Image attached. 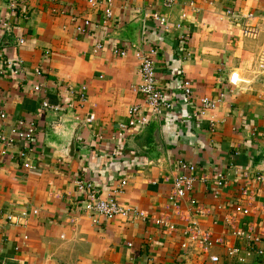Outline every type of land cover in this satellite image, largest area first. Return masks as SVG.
Masks as SVG:
<instances>
[{
	"label": "crops",
	"instance_id": "0c3cea01",
	"mask_svg": "<svg viewBox=\"0 0 264 264\" xmlns=\"http://www.w3.org/2000/svg\"><path fill=\"white\" fill-rule=\"evenodd\" d=\"M13 4L0 0V24L7 26L0 28V130L9 135L19 120L36 129L27 154L31 169L17 156L23 143L0 144V264H264V190L252 180L264 174V73L256 62L264 45V0H174L170 8L163 0ZM248 13L252 18H243ZM154 15L165 19L166 30ZM85 21L87 31L77 33ZM246 27L256 36H245ZM113 47L126 56L112 55ZM150 48L157 50L156 79L170 111L152 113L135 91L141 84L135 52ZM234 72L241 79L236 87L228 85ZM183 76L192 84L190 103L182 99ZM81 85L84 102L68 93ZM201 98L215 107L201 114ZM43 101L54 109H44ZM136 105L145 125L121 128ZM180 161L195 165L197 180L175 208L167 198ZM219 174L225 185L214 199ZM76 179L92 183L102 197L125 180L114 198L147 219L93 226ZM159 217L174 230L156 226ZM192 222L214 241L204 251L184 235Z\"/></svg>",
	"mask_w": 264,
	"mask_h": 264
},
{
	"label": "built area",
	"instance_id": "2783aa9c",
	"mask_svg": "<svg viewBox=\"0 0 264 264\" xmlns=\"http://www.w3.org/2000/svg\"><path fill=\"white\" fill-rule=\"evenodd\" d=\"M95 0H89L90 3H93ZM164 6L166 8H170L174 4V0H163ZM21 0H14V4L12 6V9H18L20 5ZM103 2L107 5H111V0H103ZM112 15V12L108 9L105 12V17L110 18ZM239 15H236L235 17H238ZM252 14L248 13L243 18H252ZM22 17L24 19H27L26 13L22 14ZM153 19L162 29L166 30V22L165 19L158 15H154ZM88 22H82V25H79L76 27V32L79 34H84L87 31L88 28ZM7 28L6 24L1 23L0 28ZM177 29H180V26H176ZM243 34L248 37H254L256 36V31L251 28H244ZM179 41L180 43H184L187 39V36L185 34L179 35ZM18 44H23V40L20 39L18 41ZM104 48L103 44L97 43L94 46V49L96 51H102ZM111 54L115 57H124L127 54L126 50L119 49L116 47H113L111 49ZM136 57L138 58L139 63L138 65V71L141 76V84L137 87L135 90L137 93H139L143 97L144 105L147 107L148 110H150L152 113H157L160 110H166L170 111L173 107L172 102L167 97L165 92L159 87L157 79H156V57H157V50L154 48H150L147 50H137L135 52ZM0 59H1V49H0ZM257 69L258 71H261L264 73V45L262 46L260 53L258 55L257 59ZM7 66H13L11 63L7 62ZM14 72L19 74L22 72L21 67L18 63L14 65ZM1 69H0V77H1ZM34 74L36 77L42 75L41 69H35ZM241 81L239 74L234 72L231 73L228 77V85L232 87H236L237 84ZM180 91L182 94V99L186 101L187 103H190L193 98V89L192 84L189 79L186 77H181L180 79ZM42 85H36L33 87L34 92H39L41 90ZM68 93L70 95L76 96L79 101L84 102L86 99L87 94V87L86 85H81L78 87L77 90H72L71 88L68 89ZM200 113L203 114L207 109H213L215 107V103L208 100V98H201L200 99ZM42 107L44 109H54L51 105H49L47 102H42ZM140 106H132L128 109V122L127 125L121 126V128H141L146 123V118L141 114ZM5 118L4 114L0 111V119L3 120ZM93 115H89L85 118V123L90 124L93 121ZM35 125L33 123L26 124L24 121H17L16 125L12 127L10 134L5 135L3 131L0 130V144L4 147H10L14 146L19 143H23L25 147L23 150L19 151L17 153V156L19 159L22 160V166L24 169H31V165L27 161V154L30 151L29 144L31 145L33 143L34 137H35ZM196 167L192 163H188L185 161L179 162V173L174 178L172 185H171V191L168 196L169 204L172 207H178L179 203L183 200V198L189 193V191L192 189L193 185L195 184V181L197 180L196 176ZM254 182L258 183L262 190H264V174H256L253 179ZM203 182H206L205 179L202 180ZM75 187L78 191L84 193V201L82 209L85 213H87L90 216L91 224L93 226H100L101 224H105L108 222H112L115 219H122L125 221H136V220H146L147 215L140 211L138 208L131 206L129 204H124L119 201H117L114 198V194L123 191V189L127 186V182L125 180H121L119 183V188L113 190L107 197H102L97 189L94 187V185L90 182H84L82 180L76 179L74 181ZM215 189L213 190L214 199L219 196V189H222V187L225 185V178L223 175L219 174L217 175L215 179ZM197 215H201L203 213V208L198 207L196 208ZM235 213H242L244 215L248 214V211L246 209H242L240 207L235 208ZM22 216H25V214H22ZM7 220L11 222L12 224H18V221H14L15 217L13 215H7ZM153 223L156 226H159L161 228L167 229V230H174V226L171 225L167 220H165L163 217H159L156 219H153ZM237 238H243V234L238 231H233L232 233ZM184 235L189 237V239L198 245L199 248H201L203 251L206 250L208 247L212 245L214 241H211L208 237V234L206 231H202L198 228L196 222H192L184 227ZM217 242V241H216ZM182 248H188L187 244H182ZM236 252L235 249L229 250L228 255L232 256ZM212 263H218L217 257H212L210 259ZM242 261V260H241Z\"/></svg>",
	"mask_w": 264,
	"mask_h": 264
},
{
	"label": "water",
	"instance_id": "95a60500",
	"mask_svg": "<svg viewBox=\"0 0 264 264\" xmlns=\"http://www.w3.org/2000/svg\"><path fill=\"white\" fill-rule=\"evenodd\" d=\"M79 124H82V123H79ZM80 125H77L74 130H73V133H72V139H71V142H70V151L72 152V149H73V141H74V137H75V134L77 133V130L79 128Z\"/></svg>",
	"mask_w": 264,
	"mask_h": 264
},
{
	"label": "trees",
	"instance_id": "16d2710c",
	"mask_svg": "<svg viewBox=\"0 0 264 264\" xmlns=\"http://www.w3.org/2000/svg\"><path fill=\"white\" fill-rule=\"evenodd\" d=\"M83 205V204H82Z\"/></svg>",
	"mask_w": 264,
	"mask_h": 264
}]
</instances>
